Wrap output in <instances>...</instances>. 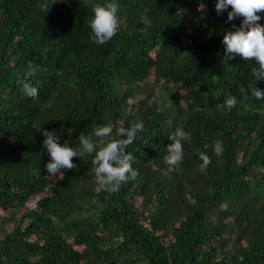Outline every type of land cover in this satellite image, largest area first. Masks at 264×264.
I'll return each instance as SVG.
<instances>
[{
  "label": "trees",
  "instance_id": "obj_1",
  "mask_svg": "<svg viewBox=\"0 0 264 264\" xmlns=\"http://www.w3.org/2000/svg\"><path fill=\"white\" fill-rule=\"evenodd\" d=\"M106 2L0 0V214L20 211L0 226V264H264V99L240 92L264 79L223 44L243 18L228 21L217 0H117L118 32L97 44L90 21ZM29 64L38 99L18 83ZM116 121L144 124L126 149L136 180L101 189L95 153L50 176L45 131L78 148L82 132ZM176 128L191 139L170 172ZM217 140L220 156L204 147Z\"/></svg>",
  "mask_w": 264,
  "mask_h": 264
},
{
  "label": "clouds",
  "instance_id": "obj_2",
  "mask_svg": "<svg viewBox=\"0 0 264 264\" xmlns=\"http://www.w3.org/2000/svg\"><path fill=\"white\" fill-rule=\"evenodd\" d=\"M215 7L218 14L223 13L229 7L231 8L227 16L228 21H234L238 17L243 18L242 23L235 31H228L223 37L226 56H239L245 61L253 60L258 65V67L252 68L255 81L264 79V25L259 23L262 19L259 13H264V0H217ZM119 9L120 5L117 0H111L103 5H95L94 15L90 21L92 33L90 38L94 43L105 44L117 34L120 26ZM141 21L145 26H151L152 21L149 16H142ZM38 70V66L29 64L23 78L18 79L24 94L32 99L39 98L38 86L29 82ZM249 91L251 96L257 100L264 99V91L259 88L253 85H249L248 89L240 87L244 99H248ZM238 103L237 97L230 95L225 101V107L231 111ZM168 125L171 127V121H168ZM143 130L142 122L125 126L122 121H116L114 125L109 123L95 127L92 134L85 135L82 132L78 137V148L70 146L67 141L61 145L59 143L60 136L55 131H45L43 147L50 156L49 162L45 165L47 172L53 177L57 175L63 177L64 173L61 170L77 168V165L73 163V158L95 153L92 164L97 183L106 192L116 193L124 183L136 180L139 175L138 170L133 168L136 158L126 149ZM72 131V129L68 130L69 135ZM168 138L172 143L167 146L168 155L164 159L171 172L177 170L182 163V142L190 141L191 133L182 128H176ZM204 147L205 149L211 147L217 156L222 155L224 151L223 144L219 140L213 145L205 144ZM199 158L202 161L199 168L204 171L211 163V158L206 152H200Z\"/></svg>",
  "mask_w": 264,
  "mask_h": 264
},
{
  "label": "rangeland",
  "instance_id": "obj_3",
  "mask_svg": "<svg viewBox=\"0 0 264 264\" xmlns=\"http://www.w3.org/2000/svg\"><path fill=\"white\" fill-rule=\"evenodd\" d=\"M185 1H187V0H179V4H182V3H184ZM146 85H147V84H146ZM146 91L149 93L148 89H147ZM147 92H146L145 94H147ZM129 100H131V98H129ZM57 176H58V175H57ZM33 201H34V199L27 203V207H28V208L32 206ZM19 214H20V211H12V212L10 213V216H11V217H10V220L12 219V217H15V218H16V216H18ZM10 220H8V221H3V220H2V215L0 214V226L4 225V227H5L6 229L10 228V224H11V223H10Z\"/></svg>",
  "mask_w": 264,
  "mask_h": 264
}]
</instances>
